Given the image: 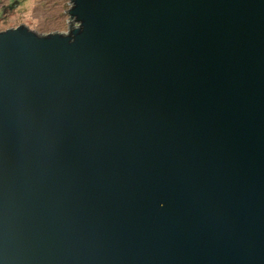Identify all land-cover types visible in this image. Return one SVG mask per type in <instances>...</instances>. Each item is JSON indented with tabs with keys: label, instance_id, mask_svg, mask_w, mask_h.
I'll list each match as a JSON object with an SVG mask.
<instances>
[{
	"label": "water",
	"instance_id": "water-1",
	"mask_svg": "<svg viewBox=\"0 0 264 264\" xmlns=\"http://www.w3.org/2000/svg\"><path fill=\"white\" fill-rule=\"evenodd\" d=\"M70 2L0 32V264H264V0Z\"/></svg>",
	"mask_w": 264,
	"mask_h": 264
},
{
	"label": "rangeland",
	"instance_id": "rangeland-1",
	"mask_svg": "<svg viewBox=\"0 0 264 264\" xmlns=\"http://www.w3.org/2000/svg\"><path fill=\"white\" fill-rule=\"evenodd\" d=\"M15 6L12 9L8 7ZM70 0H0V32L25 26L37 35L66 34ZM6 9L5 11H3Z\"/></svg>",
	"mask_w": 264,
	"mask_h": 264
},
{
	"label": "trees",
	"instance_id": "trees-1",
	"mask_svg": "<svg viewBox=\"0 0 264 264\" xmlns=\"http://www.w3.org/2000/svg\"><path fill=\"white\" fill-rule=\"evenodd\" d=\"M16 2L17 1H15V3H13V5L12 6H10V7H8V9H12L15 5L14 4H16ZM6 9H4L3 11H5Z\"/></svg>",
	"mask_w": 264,
	"mask_h": 264
}]
</instances>
